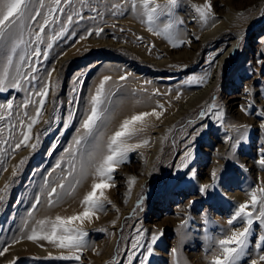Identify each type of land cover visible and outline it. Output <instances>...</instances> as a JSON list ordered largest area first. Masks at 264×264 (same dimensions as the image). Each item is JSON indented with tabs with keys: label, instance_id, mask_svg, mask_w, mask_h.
<instances>
[{
	"label": "rangeland",
	"instance_id": "obj_1",
	"mask_svg": "<svg viewBox=\"0 0 264 264\" xmlns=\"http://www.w3.org/2000/svg\"><path fill=\"white\" fill-rule=\"evenodd\" d=\"M167 2L155 0L161 6ZM210 2L212 15L205 25L195 9L206 0H178L172 20L183 21L180 38L191 43L177 48L154 34L162 25L148 31L142 22L145 17L131 11L132 0H72L70 5L62 3L64 12L57 13L56 23L46 28L44 43L17 49L9 71L14 80L19 68L21 87L8 82L7 89L0 91V105L9 100L13 103L11 110L0 108V195L4 196L0 201V250L8 248L0 256V264H140L149 248L153 254L147 264H212L221 254L218 241L247 227L246 218L231 225L228 220L240 204L250 202L253 192L258 203L248 209L254 222L239 264H251L264 255V241L260 240L264 222L256 219L264 206V166L259 163L264 158V0ZM117 3L122 4L119 10L112 7ZM51 5L52 0H29V14L38 10L41 15L29 23L26 40ZM139 10L142 13V7ZM68 15L73 17L71 25H67ZM61 26L68 32L48 49L50 37ZM98 28L103 29L99 36L95 35ZM81 36L86 38L81 40ZM37 46L42 53L38 60L31 56ZM44 52L48 53L46 60ZM21 56L26 63H21ZM29 63L38 69L31 74L36 80L23 76ZM3 67L0 54V74ZM49 73V95L28 146L12 151L21 139L20 122L26 124L35 114L39 98L34 93L47 82ZM124 75L127 79L120 80ZM104 76L112 79L106 84L102 118L77 152L74 140L84 134L80 124ZM201 77L206 78L203 84L198 82ZM207 84L210 88L199 100L187 101ZM29 98L33 103L25 109L23 104ZM213 103L216 109L208 111ZM159 105L164 106L160 120L147 117V126L137 123L135 127L143 130L126 139L141 147L130 151L127 161L112 173L108 181L112 187L103 190L110 203L90 219L70 225L87 233L86 245L79 252L35 243L38 248L21 249L22 243L30 241L26 237L31 229L40 230L37 221L84 211L82 200L100 180L95 168L107 154L109 138L124 119L161 111ZM217 109L223 111L222 119H217ZM201 111L206 115L201 117ZM201 125L208 127L201 130ZM144 140L149 143L143 144ZM69 146L72 152L66 151ZM189 150L192 156L185 168ZM69 161L75 166L70 177ZM213 172L218 188L202 195L199 187L213 184ZM61 182L65 187L57 189L56 203L49 206L47 191ZM36 196L41 203L32 211ZM50 230L51 224H46L44 231ZM154 236L157 239L152 243ZM133 243H138L136 249ZM72 255L80 259L63 258Z\"/></svg>",
	"mask_w": 264,
	"mask_h": 264
},
{
	"label": "snow or ice",
	"instance_id": "obj_2",
	"mask_svg": "<svg viewBox=\"0 0 264 264\" xmlns=\"http://www.w3.org/2000/svg\"><path fill=\"white\" fill-rule=\"evenodd\" d=\"M62 3L70 5L72 0H52V5L48 9L47 16L43 19L41 23L38 24L37 28L30 32L29 39L26 40L24 38L26 29L29 26V23H35L37 18L41 15V12L38 10H34L31 14H29V0H0V54L3 55V72L0 74V91L6 90L8 86V82H11L12 86L15 88L21 87L19 80L23 78L21 76L19 68L16 71V79L11 80L10 78V69L13 67V57L17 54V49L21 45H27L29 43H35L37 45L42 44L45 42V31L46 28L50 24L56 23V14L63 13L64 8L61 6ZM127 3V0H125ZM178 4V0H168L167 4L161 6L159 4H155V0H132L131 3V11L137 12L141 14L145 19L142 20L143 23L147 24L148 31L153 32L154 29L158 27V25H162L154 32L157 36H163L173 48L184 46L185 44H190L191 41H186L180 38V33L178 31L179 27L183 24V21L175 22L172 20V10ZM41 8L43 7V3L41 2ZM139 6V7H138ZM113 8L119 10L122 8V4L117 3L112 6ZM140 7H142L143 11L140 12ZM211 2L210 0H206V3L203 6H197L196 12L200 14V17L205 25H207L208 20L211 13ZM83 18V17H81ZM73 22V17L71 15L67 16V25H71ZM123 31V29H121ZM68 32V28L66 26H61L59 32L55 33L50 37L49 42L47 43V48L51 49L53 47V43L60 37L64 36ZM103 32L102 28L95 29V35L99 36ZM91 31L88 32V35H92ZM34 37V39H33ZM85 36H81L80 39H85ZM138 40H143V37H137ZM199 39V37H196ZM155 47V45H151V48ZM42 55L41 49L39 46L32 49L31 56L38 58ZM43 57L46 60L48 58V53L44 52ZM21 63H26L25 57H20ZM29 71L24 73V77H30L31 80H36L37 77L35 75H31L32 73H36L38 69L33 67L31 63L28 64ZM54 71V69H53ZM112 78L110 76H104L103 79L100 81L99 85L95 90V94L91 97V108L89 112L86 114L85 118L82 120L80 127L84 130L83 135H78L74 140V145L76 146L75 151H79V146L85 139L89 136L93 135L94 130L96 129L97 123L102 118V104L104 103L105 97V88L108 81ZM127 76H121L120 80H126ZM79 82V78H77ZM191 83L192 81H188ZM198 82L203 84L206 82L205 77L199 78ZM51 88V73L48 74V80L46 83L43 84L42 88L37 90L34 95L39 99L35 101L38 105L35 109V114L30 118V121L25 124L24 121L20 122L21 131V139L15 143L12 151H16L20 149L22 146H28V141L31 136L33 126L39 122L40 117L42 116V111L44 105L46 103V98L49 95V91ZM179 99V96H177ZM33 103L32 99H27L23 107L26 109L29 105ZM243 109V106H241ZM251 107V105L249 106ZM0 108H5L7 110H11L13 108V103L9 100L6 104L0 105ZM159 108L162 109L161 111L153 110L151 112H140L137 114L132 115L129 118L123 120L120 124V127L117 131L113 133V135L109 138L107 144V154H105L98 165L95 168V175L100 177L99 182H94L91 186V191L87 192L82 200V204L85 206L84 211L77 215L69 216V217H62L56 216L54 221L49 220H39L37 224L40 228L38 231L36 227L31 229V233L27 235L28 240L37 241V240H47L52 244H55L56 247L59 248H68V249H75L76 252H79L81 248L86 245L85 237L87 233L80 230V229H73L70 225L74 221H81L83 222L85 219H90L91 217L96 215V210H102L105 206V203L110 201L106 200L104 197L103 190L106 188L112 187L108 183L111 180L112 173L116 170V167L127 161L128 153L135 148L141 147V144H128L126 142L127 138H131V136L135 135L138 131H142L143 129H137L135 125L140 123L147 126L145 124V120L147 117L155 116L159 119L163 115V105H159ZM216 109L215 103H213L208 111H213ZM10 114V112H9ZM27 115V113H25ZM206 115L205 111H201L200 116L203 117ZM217 119H222L223 111L217 109L215 112ZM261 116H264V112L261 113ZM0 119H3L0 116ZM72 119V114L69 115V120ZM207 125H201V130L207 128ZM264 127V125H262ZM26 128L27 131H23ZM193 137L192 139H194ZM231 139V137H228ZM7 144V141H4ZM143 144H148V140H144ZM31 147L35 148L36 145H31ZM3 151H7V149H3ZM68 152H72V146H69V149H66ZM192 150H189L185 153V163L183 167L188 166V161L191 159ZM24 161H21L23 164ZM259 163L264 166V158L259 160ZM57 168L61 167V163H57ZM6 170V169H5ZM75 170L74 164L69 161V171L67 175L70 177L73 175ZM55 171V169L53 170ZM17 175L16 171L12 172V176L15 177ZM51 175V173H49ZM213 176V184L211 185H203L199 187V192L202 195L209 194L211 190L217 189L218 185L216 183L217 177L215 172L212 173ZM191 178L195 179V172L191 173ZM135 182L133 178L132 183ZM47 183V181L45 182ZM77 183H79L77 181ZM8 185H5V190L7 189ZM65 184L59 183L56 186L50 187L47 191V203L49 206H52L56 203L54 197L59 195L57 189H64ZM99 191V195L97 194ZM264 192V189H261ZM4 199V196L0 195V201ZM41 203V197L36 196L34 203L31 205L32 211H35L37 206ZM142 203V200L138 202L139 204ZM258 203V197L255 192L251 194L250 202L242 203L238 206V210L233 214V216L228 220V224H233L234 221L238 219H244L247 227H244L243 230L232 231L230 235H227L225 238L220 239L218 244L221 249V254L217 255L213 258L212 264H239L241 258L246 254V248L248 245L249 240V232L251 226L253 224V212L249 211V207L255 208ZM31 212L29 216H31ZM256 219L261 220L264 222V206H262L259 210V214L256 216ZM51 224L50 231H44V226L46 224ZM62 230V233H61ZM75 233V234H73ZM24 237H20L23 239ZM157 237H153L152 243H155ZM261 241H264V236L260 237ZM19 239L14 240L13 243H18ZM138 243H133L132 248L136 249ZM259 247V245L257 246ZM8 251V248L5 247L4 249L0 250V256H3ZM172 252L175 253L176 249H172ZM152 250L149 248L147 250V255H145L144 260L140 262V264H147L148 258L152 255ZM64 259L75 258L76 260L80 259L79 255H72L63 257ZM19 259V258H17ZM260 262H264V255H260L258 260L253 259L251 264H260ZM131 264V261H129Z\"/></svg>",
	"mask_w": 264,
	"mask_h": 264
},
{
	"label": "bare ground",
	"instance_id": "obj_3",
	"mask_svg": "<svg viewBox=\"0 0 264 264\" xmlns=\"http://www.w3.org/2000/svg\"><path fill=\"white\" fill-rule=\"evenodd\" d=\"M216 28V27H215ZM213 31V30H212ZM209 32H211V31H209ZM210 34V33H209ZM207 35V34H206ZM200 36H201V34H200ZM197 53V52H196ZM186 55V54H185ZM172 58V57H171ZM169 61V60H168ZM163 62V60H158V63H162ZM212 80V79H211ZM210 88V84H207L206 85V87L204 88V89H199V91L198 92H194L189 98H188V102H191V101H196V100H199L200 99V97L202 96V95H204L205 94V92H206V90H208ZM197 91V90H196ZM195 93H197V94H195ZM195 99V100H194ZM192 103V102H191ZM128 112V111H127ZM131 113V112H130ZM132 114V113H131ZM137 114V113H136ZM122 115V114H121ZM124 115V114H123ZM133 115V114H132ZM127 116V115H126ZM125 117V116H124ZM150 118H151V116H150ZM160 120V119H159ZM164 121H166V120H164ZM163 121V122H164ZM159 130H161V128H159V129H156V131H159ZM159 133H160V131H159ZM218 150V149H217ZM250 164V163H249ZM174 217V216H173ZM37 244V245H39V244H47V245H55V244H52V243H50L49 241H47V240H37V241H32V240H30V241H25L24 243H22L21 244V246H20V248L21 249H23V248H29V249H32V248H36L37 247V245H35V244ZM38 248V247H37Z\"/></svg>",
	"mask_w": 264,
	"mask_h": 264
}]
</instances>
